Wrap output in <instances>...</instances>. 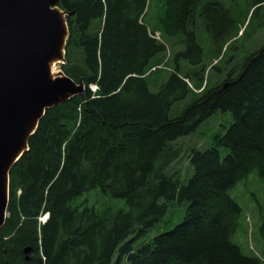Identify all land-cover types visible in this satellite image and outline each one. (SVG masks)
<instances>
[{
    "label": "trees",
    "instance_id": "16d2710c",
    "mask_svg": "<svg viewBox=\"0 0 264 264\" xmlns=\"http://www.w3.org/2000/svg\"><path fill=\"white\" fill-rule=\"evenodd\" d=\"M234 1L161 0L155 30L143 18L149 0L59 1L68 28L62 68L84 89L44 110L10 168L0 264H111L114 254L115 264H264L232 240L241 208L228 193L252 171L264 179V44L209 88L195 34L204 25L223 43L241 15ZM246 3V19L264 12V0ZM156 30L184 37L170 67ZM195 90L170 118L172 104ZM216 111L232 121L191 149L183 182L167 172L181 153L176 140ZM175 200L187 203L182 220L134 248Z\"/></svg>",
    "mask_w": 264,
    "mask_h": 264
},
{
    "label": "rangeland",
    "instance_id": "374dc122",
    "mask_svg": "<svg viewBox=\"0 0 264 264\" xmlns=\"http://www.w3.org/2000/svg\"><path fill=\"white\" fill-rule=\"evenodd\" d=\"M235 1L238 2L240 10L237 11H241V15L234 16L235 25L232 26L231 33L225 36L227 39L223 43H221L222 41L218 43L209 36L204 29V25L196 27L197 41L204 52V84L209 88L222 81L232 69H235L236 72V69L242 66L247 56L259 50L264 44V12L260 11L252 18L250 15L249 19H246V15L243 13V11L247 10L246 0ZM160 7L161 0H149L143 18L150 29H158L156 22ZM239 28L240 30L237 32ZM155 35L166 45V50L161 56L167 62L168 67H170L169 63L173 54L184 47V37L178 34L172 37H165L159 30L155 31ZM64 55L65 50L60 56V61L55 66V72L57 71L56 73L61 77L67 76L62 68L65 62ZM183 65V71L186 68H190H188L187 64ZM164 66L161 65V68H164ZM168 70L169 68H166V72ZM166 72L163 71V74L157 78V83L163 79ZM149 81L151 91H156L157 84L151 78H149ZM71 83L78 85L75 82ZM198 91L189 92L184 99L175 101L169 111L170 118L179 116L183 109L198 95ZM231 121L232 117L229 112L216 111L210 118L202 121L194 131L179 137L176 143L181 147L180 156L167 168V172L179 171L180 179L183 182H187L193 172L192 167L188 163V154L191 149H204L207 147L212 143V136L217 133H224ZM225 153L226 148L220 147L222 157ZM228 193L241 208L238 226L232 236V240L244 254L261 253L260 255H264V231L262 230L264 224V179L257 171H252L248 177L239 180ZM186 205V202L178 203L176 200L170 204L165 216L148 233L134 241V248L144 240L174 227L176 223L182 220ZM40 219L44 220V215ZM115 260L116 254L113 255L111 264H115ZM121 264H125V262L123 261Z\"/></svg>",
    "mask_w": 264,
    "mask_h": 264
},
{
    "label": "water",
    "instance_id": "95a60500",
    "mask_svg": "<svg viewBox=\"0 0 264 264\" xmlns=\"http://www.w3.org/2000/svg\"><path fill=\"white\" fill-rule=\"evenodd\" d=\"M59 1L0 0V166L11 147L14 134L21 132L24 118L33 106L48 102L52 94L61 89L68 94L45 106L44 110L83 92L82 84L70 86L74 81L68 76L48 83L41 66L51 52L56 26L61 17L60 14L50 16L48 9L57 6L62 12ZM62 15L66 21V12L63 11ZM67 35L68 28L66 39ZM43 113L38 117L33 131L27 135L25 147L19 157L28 149V138ZM10 168L6 198L0 192V227L6 218Z\"/></svg>",
    "mask_w": 264,
    "mask_h": 264
},
{
    "label": "bare ground",
    "instance_id": "6f19581e",
    "mask_svg": "<svg viewBox=\"0 0 264 264\" xmlns=\"http://www.w3.org/2000/svg\"><path fill=\"white\" fill-rule=\"evenodd\" d=\"M48 13L50 16L60 14V20H58L56 26V37L53 41L51 52L46 56V58L41 63V66L45 72V77L48 83L57 81L61 76L55 72V66L60 61V56L64 50V44L66 39L67 25L62 15V12L57 6L49 7ZM60 22V24H59ZM70 86H75L71 83ZM68 93L65 90L57 91L52 94L49 101L44 104H37L26 114L21 132L15 133L11 142V147L7 152L5 160L0 166V192L6 198L7 187H8V170L11 164L19 157L21 152L25 147L26 137L30 134L37 122L38 117L43 113L44 107L49 106L57 101H59L64 95Z\"/></svg>",
    "mask_w": 264,
    "mask_h": 264
}]
</instances>
